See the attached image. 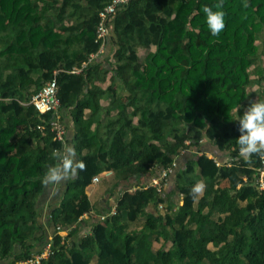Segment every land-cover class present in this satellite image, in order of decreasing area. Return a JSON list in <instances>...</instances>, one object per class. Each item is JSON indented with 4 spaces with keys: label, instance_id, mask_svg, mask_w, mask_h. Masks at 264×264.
Returning a JSON list of instances; mask_svg holds the SVG:
<instances>
[{
    "label": "trees",
    "instance_id": "trees-1",
    "mask_svg": "<svg viewBox=\"0 0 264 264\" xmlns=\"http://www.w3.org/2000/svg\"><path fill=\"white\" fill-rule=\"evenodd\" d=\"M109 1L0 0V264L48 242L37 264H264L263 155L245 160L235 140V119L264 99V0H223L216 36L203 6L218 0H131L101 39ZM55 71L61 121L64 110L72 121L64 140L54 112L31 103ZM69 142L84 167L49 213L47 239L37 205ZM106 170L116 202L82 233L96 210L87 187Z\"/></svg>",
    "mask_w": 264,
    "mask_h": 264
},
{
    "label": "clouds",
    "instance_id": "clouds-1",
    "mask_svg": "<svg viewBox=\"0 0 264 264\" xmlns=\"http://www.w3.org/2000/svg\"><path fill=\"white\" fill-rule=\"evenodd\" d=\"M203 13L206 26L213 36L218 35L225 27V11L223 0H218L214 6L204 5ZM239 122V135L235 139L239 155L245 160L253 153L264 155V99H255L244 107L242 114L235 119ZM58 163L50 166L45 172V179L56 183L69 176H74L78 169H83L84 164L75 159V150L71 145H66L62 150H57ZM205 189L203 180H197L190 189L193 199L197 198Z\"/></svg>",
    "mask_w": 264,
    "mask_h": 264
},
{
    "label": "built area",
    "instance_id": "built-area-1",
    "mask_svg": "<svg viewBox=\"0 0 264 264\" xmlns=\"http://www.w3.org/2000/svg\"><path fill=\"white\" fill-rule=\"evenodd\" d=\"M131 0H110L108 5L105 6L101 12V20L98 25V38L105 39L110 33V25L109 22L111 21L114 13L129 3ZM57 71L54 73V77L47 81V83L32 97L31 103L35 106V108L41 112H54V116H56L51 121V130L55 131V136L59 140H64L67 134V128H65L64 123L61 121V114H60V107L61 101L58 96V81L56 78ZM171 171V169H169ZM258 175L256 178V184L260 189H264V155L261 158L260 164L257 166ZM112 171H103L100 174L96 175L93 178V182H98L104 177H109L112 175ZM168 171L165 170L162 173L161 178H154L152 183L158 187L159 190L166 186ZM113 213L115 210L113 209ZM59 232L62 231L60 227H58ZM51 244L48 242L43 250L39 253H36L34 256L19 261L17 264H37L43 258L47 257L51 253Z\"/></svg>",
    "mask_w": 264,
    "mask_h": 264
},
{
    "label": "crops",
    "instance_id": "crops-1",
    "mask_svg": "<svg viewBox=\"0 0 264 264\" xmlns=\"http://www.w3.org/2000/svg\"><path fill=\"white\" fill-rule=\"evenodd\" d=\"M62 116H63V120H64L63 123L65 125V128H66V122L68 124L66 137L72 138L73 136L72 121L69 117H66V110H64V113L62 112ZM68 145L72 146V143L69 142ZM205 145H206L205 146L206 149H210V150L215 149L214 147L209 146V144H205ZM75 176L76 175L69 176L66 179H63L56 183H50L47 181L48 182L47 188L39 197V201L37 205L41 213L40 221L41 223L44 224V228L43 230L40 231L39 235H42V233H44L46 238L53 235L54 227L52 222L49 221L48 215L61 202L66 185L68 184L69 180ZM110 177H104L100 181L93 182L90 186L87 187V193L89 195L91 202H92V195H94L95 199L99 201L96 206V210L91 211V213L89 214H84L83 219H84L85 228L84 230L81 231L82 233L92 227L93 216L96 215L94 221L96 222L101 221V214L97 213V210H103L104 208H109L111 206L112 207L114 206L116 202L117 192L119 191L120 187L116 188V193H111V191L108 192L107 191V187L109 185L108 179H110ZM100 182H104L105 184L104 188H101L100 190H97L96 188L92 189L95 186V184H98Z\"/></svg>",
    "mask_w": 264,
    "mask_h": 264
},
{
    "label": "rangeland",
    "instance_id": "rangeland-1",
    "mask_svg": "<svg viewBox=\"0 0 264 264\" xmlns=\"http://www.w3.org/2000/svg\"><path fill=\"white\" fill-rule=\"evenodd\" d=\"M254 87H257V85L255 84L254 85ZM68 130V129H67ZM113 175V174H112ZM112 175H110V176H112ZM109 176V177H110ZM152 181H154V179H152ZM104 186H105V184H104V182H100V183H98V184H95V186L92 188V189H97V190H100L101 188H104ZM61 190V189H60ZM98 201L99 200H97V199H95V197H94V195H92V203L94 204V207H96L97 206V204H98ZM134 225H137V223H135ZM140 225V223L138 224V226ZM90 229V228H89ZM61 234H63V235H65L66 233L65 232H61ZM52 236H49L48 237V239H50ZM160 246V242H158V241H155L154 242V247L155 248H158ZM211 246V245H210Z\"/></svg>",
    "mask_w": 264,
    "mask_h": 264
}]
</instances>
